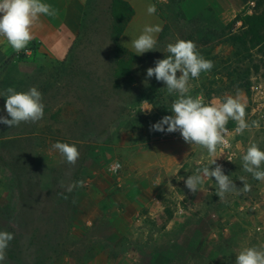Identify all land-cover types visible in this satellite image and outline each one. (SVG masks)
<instances>
[{
  "label": "rangeland",
  "instance_id": "rangeland-1",
  "mask_svg": "<svg viewBox=\"0 0 264 264\" xmlns=\"http://www.w3.org/2000/svg\"><path fill=\"white\" fill-rule=\"evenodd\" d=\"M151 3L162 27L154 51L131 52V37L116 39L111 27L118 22L94 3L63 61L37 66L19 54L17 65L10 67V60L0 68V92L36 87L45 105L36 123L0 124V231L14 234L3 264H123L131 258L133 264H235L241 249L264 246V181L244 171L242 160L252 143L264 150V57L254 48L250 58H234L239 48L228 33L229 22L249 14L254 3ZM120 25L126 30L128 23ZM177 39L195 42L214 62L210 72L190 79L189 94L203 93L205 100L242 94L245 119L259 121V129L240 134L229 120V150L218 146L213 157L193 144L186 161L167 175L159 153L174 149L182 136L151 125L172 115L178 97L147 78V69L166 58L167 45ZM144 100L153 105L150 113L140 112ZM5 101L0 97V116L7 117ZM57 141L77 146L75 165L52 148ZM215 158L237 189L244 178L250 191L220 199L214 177L190 191L187 177L214 168ZM80 180L83 186L67 191Z\"/></svg>",
  "mask_w": 264,
  "mask_h": 264
},
{
  "label": "clouds",
  "instance_id": "clouds-1",
  "mask_svg": "<svg viewBox=\"0 0 264 264\" xmlns=\"http://www.w3.org/2000/svg\"><path fill=\"white\" fill-rule=\"evenodd\" d=\"M147 11L154 14L155 5H149ZM40 15L55 16L56 12L42 0H0V36L5 38L16 53L21 52L33 39L31 30ZM161 31L160 25L145 26L142 33L131 41L136 55L156 50L157 34ZM166 52V58L156 60L155 67L147 69V78L154 76L157 81H162L166 85L168 95L175 94L178 98L171 103L172 115H166L151 125L152 131L179 132L186 143L199 145L205 148L210 156L215 157L218 146H229L226 138V125L229 120L236 122L235 131L240 134L245 130L251 131L252 128L259 129V121H246V105L238 95L205 101L203 93L195 97L189 94L192 88L190 79L198 80L201 73L210 72L214 67L213 61L198 52L195 42L177 39L175 43L167 45ZM177 72L182 74L178 77ZM0 97L6 98L4 108L7 112V117L0 116V124L15 127L22 122L36 123L44 117L43 96L36 87L27 91L8 87L0 92ZM141 106L140 112L150 113L153 110V105L147 100L142 101ZM52 148L72 165H75L81 155L74 144L57 141ZM242 160L244 171L250 173L254 179L264 181V150L252 143L243 154ZM211 165L215 167L211 170L210 166L204 167L187 177L185 185L190 191L195 193L199 190L198 186L203 184L205 177L215 178L218 185L216 195L220 199L228 193L240 194L250 191V186L245 183L244 178L240 179L243 188L237 189L230 176L224 173L223 167L216 163V158L212 160ZM83 184L82 180L75 181L68 186L67 191L71 192ZM13 239V233L0 231V264L5 261L6 250ZM235 264H264V246L241 249L236 255Z\"/></svg>",
  "mask_w": 264,
  "mask_h": 264
},
{
  "label": "crops",
  "instance_id": "crops-1",
  "mask_svg": "<svg viewBox=\"0 0 264 264\" xmlns=\"http://www.w3.org/2000/svg\"><path fill=\"white\" fill-rule=\"evenodd\" d=\"M113 0H42L52 6L55 16L40 15L39 19L32 27L33 39L26 49L16 53L5 40L0 36V68H5L12 60L10 67L17 65L18 55L23 59H32L37 66L46 65L47 62L63 61L69 51L80 37L82 31L88 23V15L91 13V5L100 3L105 5L110 12ZM126 2L134 11L133 16L128 22L126 30L119 37L124 40L127 34L131 41L135 40L143 31L145 26L155 25L153 14H149L147 9L152 5L151 0H121ZM118 38V39H119ZM129 49L135 51L132 44ZM243 101V95L240 94ZM170 146V145H169ZM193 145L186 143L182 137L179 138L176 147L166 148L159 153L163 171L168 175L172 166H180L186 161L187 156L193 150ZM157 150V149H156ZM125 259L126 263L133 264L135 259ZM98 257L92 261L96 262Z\"/></svg>",
  "mask_w": 264,
  "mask_h": 264
},
{
  "label": "trees",
  "instance_id": "trees-1",
  "mask_svg": "<svg viewBox=\"0 0 264 264\" xmlns=\"http://www.w3.org/2000/svg\"><path fill=\"white\" fill-rule=\"evenodd\" d=\"M254 6L251 12L236 15L228 24V33L231 35L232 42L238 46V52L233 55L234 58L247 59L251 57L254 48L259 49L258 53L264 57V0H252ZM110 14L114 22L113 35L118 39L124 32V25L120 22L128 23L134 14L133 9L126 2L113 0L110 8ZM240 25L236 28V24ZM114 40L116 42L117 40ZM247 54V56H245ZM257 69V68H256ZM249 87V85H248ZM208 97L207 99H209ZM206 99V100H207Z\"/></svg>",
  "mask_w": 264,
  "mask_h": 264
},
{
  "label": "built area",
  "instance_id": "built-area-1",
  "mask_svg": "<svg viewBox=\"0 0 264 264\" xmlns=\"http://www.w3.org/2000/svg\"><path fill=\"white\" fill-rule=\"evenodd\" d=\"M251 5L253 6V3H251ZM237 24H240V23H237ZM236 24V25H237ZM237 28V27H236ZM213 98H215V97H210L209 99H207V100H205V101H210V100H212ZM226 138H227V140H228V144H229V146H220L221 148H223V149H226V150H229L230 149V140H229V136H228V133H227V136H226ZM233 154L232 153H229V156L231 157ZM113 168V166L111 167V169Z\"/></svg>",
  "mask_w": 264,
  "mask_h": 264
}]
</instances>
